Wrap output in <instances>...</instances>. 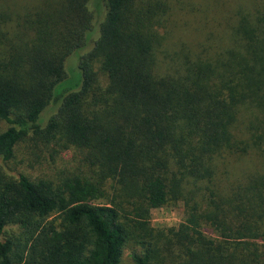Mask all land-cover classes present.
<instances>
[{"label": "trees", "instance_id": "16d2710c", "mask_svg": "<svg viewBox=\"0 0 264 264\" xmlns=\"http://www.w3.org/2000/svg\"><path fill=\"white\" fill-rule=\"evenodd\" d=\"M231 1L172 50L169 0H0V160L76 158L0 170V264H264V0Z\"/></svg>", "mask_w": 264, "mask_h": 264}, {"label": "rangeland", "instance_id": "374dc122", "mask_svg": "<svg viewBox=\"0 0 264 264\" xmlns=\"http://www.w3.org/2000/svg\"><path fill=\"white\" fill-rule=\"evenodd\" d=\"M231 0H169L171 10L166 25L169 27L165 43L172 50L177 49L181 42L187 41L191 35L198 34L196 28L206 22V26L217 27L218 18L224 8H228ZM6 123L0 120V130ZM73 151H63L50 155L49 148H35L31 141L19 142L14 149V155L8 161H1V175L15 177L19 173H27L33 177L53 179L61 170H67L75 164ZM264 166V157L257 163V167ZM182 206L180 202L169 203L149 210V222L153 227H173L182 219ZM50 218V217H49ZM17 226L8 224L3 237L16 235ZM131 247L125 245L122 249L121 263L129 264Z\"/></svg>", "mask_w": 264, "mask_h": 264}]
</instances>
